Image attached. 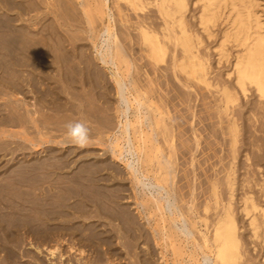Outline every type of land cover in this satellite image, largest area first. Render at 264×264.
<instances>
[{
  "label": "bare ground",
  "instance_id": "obj_1",
  "mask_svg": "<svg viewBox=\"0 0 264 264\" xmlns=\"http://www.w3.org/2000/svg\"><path fill=\"white\" fill-rule=\"evenodd\" d=\"M78 1V6L83 9L82 15L84 13L87 15L86 19H88L87 8H91L104 21V27L96 32L90 28L93 26L87 20L86 23L90 25L88 26L90 31L86 32L89 33L87 35H90L88 41L94 49H97L96 62L104 69L110 66L115 69L114 72H110V80L113 83L114 96H116L113 105L119 118V127L116 128L118 129L116 133L108 137V142H111L113 159L123 163L131 181L133 197L129 200L132 202L107 203L105 199L112 196V193H120L121 190L114 188V192H112L113 187L108 182L109 180L105 176H101L100 171L93 172L81 167L79 170L71 172L76 161H65L61 166L52 164L49 167L47 164L33 162L34 160L31 162L36 164L31 165L29 161V165H31L29 166L28 161L22 160L23 162L19 161L18 163L22 162L23 165L27 163L28 166L17 167V163L15 164L16 169L14 168V171L8 174L9 171L8 177L0 182V197L5 195V192H2L4 189L11 190L10 188L13 186L14 189L16 186L19 189L24 187L26 190L22 188L20 191L27 203L30 200L27 198L29 196L35 203L34 206L29 205L30 208L27 207L28 204H25L31 210V214L26 212L27 210H21V208H26L21 203L19 204L21 205L20 210H16V204L12 205L13 208L6 207L10 210L9 212H4V209L0 208V232L7 237V240L10 241L13 238L19 244L27 240V238L22 240L15 238L18 235L17 232L22 230L24 231L22 235L29 236V241H31L30 235L35 232V234L42 235L44 237L42 238L46 239L48 243L55 242L56 246L54 247L47 246V248L44 244L41 247H34L37 254L47 251V257H49L47 261H56L53 264H65L67 261L66 253H64V249L62 250L64 245L67 246L65 247L69 250V256L74 259L71 261L75 264H92L94 260L99 264L104 261L109 264L119 260L122 257V251L123 257H135L133 250L137 248V240L141 237L146 238L144 237L146 236L144 225L148 230L147 234L151 235L155 248L160 250L159 254L163 264H245L247 250L244 249V237L240 233L241 229H245L251 240L247 245H253L252 250L261 247L264 259V205L252 196L250 182L244 186L247 189L243 193L240 209L237 211L234 207L237 181L235 161L240 143V127L234 110L238 106L240 98L247 100L252 93H255L264 102V16L259 10L261 5L259 0H197L192 4L197 8L196 15L190 17L192 20H189L188 16L191 11L190 0ZM58 2L53 5L46 4L45 0L41 3L37 0H0V11L4 14H0V94L5 91L11 92V94L0 96V101L6 99L8 102H3L4 105L2 102L0 104V108H5L0 110L1 116L4 113L2 118L0 116V125H11L12 123L23 126L31 125L38 135V140H29V146L34 148L44 147L47 144L75 145L58 138L43 140L44 135L40 127L45 125L46 120H43L45 117L42 115L48 113L45 110L50 106H45V103L52 101L53 108L50 110L58 112V108L63 106V99L59 96L60 93L58 94L53 89L52 82L54 80L52 79H50L51 84L48 82L46 84L52 85L54 93L37 88L38 84H43L46 81L38 82L37 77L40 79L42 76L45 77V75L41 76L42 71L43 74L50 73L51 76L57 78L58 80H55L57 83L53 82L56 85L65 82L71 87L74 84L85 87L88 84L96 86L103 82L102 76L99 75L100 72L96 69L97 66L92 64V60L87 55L86 57L85 53L81 54L80 57L83 56V58H80L79 62L77 60L79 58L76 60L72 58L73 61L69 57L70 54H60V51L64 50L62 43H59L60 45L53 43L46 47L48 43H46L47 38L44 39L43 32L45 33L47 30L43 29V24L39 21L44 19H41L43 12L41 16L33 18L34 16L29 10L34 7L38 10L45 11L46 9L60 20L61 16L57 11L60 8ZM45 4L44 9L42 5ZM26 10L32 17L27 16ZM72 16L74 17L73 14ZM68 18L71 16L69 15ZM134 20L135 22H133ZM54 21L56 22L55 19ZM52 23L54 22L52 21ZM68 24L67 26H69ZM53 27L55 26L53 25ZM132 27L134 32L136 31V35L131 34ZM61 28L63 27H60L59 30ZM57 30L55 29V32L59 35ZM61 33L63 35V31ZM127 40L129 44H127ZM210 41L213 43L211 47L207 45ZM67 52L69 51L67 50ZM71 57L74 56L71 55ZM75 61L79 63L77 64ZM143 61L145 63H142ZM212 61H215L217 67L229 65L222 81L213 76ZM65 66L70 68L65 70ZM149 67L154 72L157 68L165 67L164 71L167 75L160 76L166 79V83L169 82V86L178 90L180 96L178 95L177 98L184 97L181 95L182 89L188 91L186 92L187 98L190 97L192 91L198 92L199 96L205 93L207 96L202 95L201 98L209 99L210 102L207 100L206 104L211 110L213 109L214 116L212 117L217 120L215 126L217 130L212 134L215 136L216 133L221 134L222 132L223 139L227 141V143L224 142L228 145L232 162L229 168L223 170L222 182L217 177L209 180L207 191L203 195H208V200L203 205L202 212L195 207L194 200H192L188 212L182 211L174 201V172L172 170L175 165L173 159L176 154V136L173 126L180 127L184 123L176 119V124L172 126L173 122H170L171 113L168 106L161 107L155 101L157 94L154 91L156 90L148 94L141 85L138 74L144 70H146L145 75L147 74L146 76L150 79L149 82L152 81L154 84L153 79L150 78ZM71 68L74 69V72L69 73L67 70ZM38 71H41V73L39 72L40 76H38ZM158 71L156 70V72ZM35 72L38 74H36L37 77ZM25 74H28V77ZM74 74L78 75L80 79L77 80L75 76H72ZM47 76L50 78V75ZM28 93H33L38 97L35 99V105L26 103L25 99ZM48 94H53V96L50 97ZM10 95H13V98ZM14 95L21 99L18 98L17 101L12 102L11 99L16 98ZM105 97L106 92L98 99L105 104L109 102ZM71 98L73 99L74 96L71 95ZM159 98L158 101H160ZM175 98L166 97L164 102L170 105ZM205 100L203 99V102ZM181 101L183 100L181 99ZM83 102L84 100L79 101L80 110L78 109V113L80 121L88 124L92 122V117L89 116L91 112L85 114ZM46 116L48 115L46 114ZM91 116L95 115L91 113ZM206 116L209 117V114ZM92 119L94 120V117ZM97 120L95 119L94 122ZM3 135H7V132H4ZM193 136L196 146L199 147V136L196 133ZM8 137L14 136L8 135ZM159 137L164 139L163 146ZM95 142H91L87 147L105 143L101 138H97ZM164 146L166 154L163 151ZM197 147L195 148L197 149ZM8 165H4L9 167L6 170H13L10 169L11 165ZM150 172L155 174L154 183L148 176ZM41 183H45V186ZM47 185L49 188L46 187ZM36 186L38 188L44 186L47 188V192L45 193L44 190V194L38 195L33 190ZM14 189L13 192L19 190ZM17 193L20 194L19 191ZM138 194H141L140 196L143 198L140 199ZM12 196L8 195V201ZM145 196L150 200H146ZM56 197L77 198L78 209L67 204L59 208L55 203L47 206V200L57 199ZM3 199L5 198H0V204L3 203ZM26 201L23 202L26 203ZM76 209L79 216H72L71 211L76 212ZM146 211L147 213L149 211L148 215H146ZM153 213L160 215L156 225L151 223L150 215ZM187 213L190 218L187 217ZM238 213L245 219L244 227L240 226ZM9 215L16 219L15 222L12 221L17 225L11 227L4 225L9 219ZM146 217L149 221L146 224L142 223L141 228L140 222ZM78 218L85 221L96 219V223L75 222L69 225ZM4 221L6 222L4 223ZM27 221L29 222L27 223ZM50 222H59L54 225L59 227L55 228L56 230L52 229ZM56 236L59 238L54 240ZM168 240L170 243H167ZM178 242L181 244L179 247L176 246ZM30 245L34 246L32 243ZM1 246L4 245L1 244ZM168 247L173 248L172 262L167 257ZM4 248L2 251L7 249ZM153 250L147 254L148 260L150 256L154 257ZM89 255H91L90 259ZM34 256L38 261L37 255L34 254L33 259ZM145 264H151V260L145 261Z\"/></svg>",
  "mask_w": 264,
  "mask_h": 264
},
{
  "label": "rangeland",
  "instance_id": "obj_2",
  "mask_svg": "<svg viewBox=\"0 0 264 264\" xmlns=\"http://www.w3.org/2000/svg\"><path fill=\"white\" fill-rule=\"evenodd\" d=\"M37 1L39 3H41L43 0H37ZM56 1L57 0H45V3L47 2L46 4L56 5L57 2L59 1L58 5H60V8H58L57 11L59 13V16H61L60 20L55 18V16L51 14V11H48L45 9L46 4L42 5V7L44 6L43 8L45 9V11L43 9L38 10L35 7L32 8L31 10H29V11H31L30 13L32 14V16H34L33 18H36L37 16H41L42 12H43V15L41 16V19L46 18L45 20L44 19L39 20L43 24L42 25L43 29L47 30V32L46 31H45V33L43 32V34H45L44 39L47 38L46 43H48V45H46V47L53 45V43L58 44V45H60L62 43L64 46V50H61L60 54H62V55L63 54H66V55L70 54L69 57L71 59L74 58V60H76L77 58H79V59H77L79 62H80V58H83V56L80 57L81 54L83 53L82 55H84V53H85V56L87 55L88 57H90L89 59L92 60V64L97 66L96 69L98 70V72H100L99 75L102 76L103 82L100 85L95 86L93 84H90V85L88 84L85 87L84 86L82 87L80 84H78V85L74 84L71 87V86H68L67 84H65V82H63V83L61 82L59 85H56L54 83L56 82L55 80H58V79L53 77V75L51 76L50 73L43 74L44 72L41 70L42 73H41V71H38V74H39L38 75L35 72L34 74L36 77H37V75L40 76V73H41V76L45 75V77L42 76V79L37 77L38 82H40V81L43 82V80H46L45 83H43L44 85L40 84L41 85L40 86L38 84L37 88L39 90L41 88L42 91H48L49 93L50 92L54 93L53 91L55 90L58 94L60 93L59 96H61L63 99V101H62L63 106L61 105L62 107L58 108V112H53L52 110H50L53 108L51 106L52 101L45 103V106H47V107L49 105L50 106H49V109L45 110V111H48V113L46 112V114L48 116H46V114L45 115L43 114L44 116L42 115V117H45V118H43V120L44 121L46 120L45 125L40 127L42 132H43V135H44L43 140L48 141L50 139H57L58 138L61 141L71 142V140L66 135L68 130L65 126L70 122L80 121V114L78 113L79 112L78 109L80 106L79 101L84 100L83 108H84L85 114L86 113L88 114V112L90 111L95 116H91V113H89L90 114L89 116L92 118L94 117V120L98 119L97 121L94 122V120L91 118L92 122L87 124V126L91 130L90 131V135L92 138L91 142L96 143L95 140H97V138L98 139L101 138V139H103V141L105 143H103L102 145H93L91 147H84V148L78 147L77 145H69V144H66L64 146H57L56 144H47L44 147L34 148L31 145L29 146V144H30L29 140L30 139L34 140V141L38 140V135H37V132L31 127V125L25 124L23 126L21 124H14V123H12V124L10 123L11 125H9V124L0 125V164H1L0 165V182H2L3 179L5 180L8 177L7 173L9 171L10 172L8 174H10L12 171H14V168L16 167L15 166L16 163H17L16 165H18L17 167H20V166L25 165V163H24V165L22 164L23 161H28L27 163L29 165L30 164L29 161L31 162L34 160L33 162H36L38 164L39 163L47 164L49 167H51L52 164H56L57 166H61V164L63 162L73 160V161H76V164L73 165L71 172L79 170L81 167H84V169H87V170L93 171V172H99L100 171L101 176H105L106 179L109 180L108 182L113 187L111 190L112 192H114L113 191L114 188L121 190L120 193H115V194L112 193V196H109L107 199H105V201H107V203H113V202L126 203L128 201L132 202V200H129V198L133 197V191L131 189V185H132L131 181H130L129 177L127 176V173L125 171L123 163L119 160L113 159V155L111 152V146H110L111 142L110 141L108 142V137L111 134L116 133L118 131V129H116V128L119 127V118L116 115L115 107L113 105V103H115V101H116V96H114L113 83L110 80V72H114L115 69L111 66L107 69H104L101 65H99L96 62L95 57L97 54V49L93 48L90 41H88V36H90V35H87V34H89L88 32L90 31L89 30L90 28H93L96 32L100 31V29H102L104 27V21H103L102 17L96 15V13L91 8L90 9L87 8L88 19H86L87 15L85 13H84V15H82L83 9L80 6H78L79 5L78 0H58L57 2ZM196 1L197 0H190V10L191 11H190V14H188L189 18L190 17L192 18V16L196 15V13H197V10H196L197 8L194 5L192 6V4L195 3ZM259 2L261 4L259 7V10L264 16V0H259ZM63 3H65V4H63ZM75 6H76V8H75ZM35 9H36V12H35ZM26 12L28 13V15H27L28 17H32L31 15H29L30 13L27 10H26ZM44 12H45V14H44ZM46 12H48L49 14H47ZM2 13L3 12L0 11V14H2ZM38 13H39V15H37ZM127 13L130 15L129 12H127ZM72 14L74 15V17L76 19L72 16ZM2 15H4V14H2ZM69 15L71 16V18H68ZM44 16H47L48 18L44 17ZM78 16H81V17L79 18ZM77 18H78V20H77ZM191 18L189 20H192ZM54 19L59 24H57L54 21ZM70 19H72V20H70ZM87 20L91 22L93 27H91L90 25H88V23H86ZM52 21L54 23H52ZM74 22H77V23H74ZM133 22H135V20ZM72 23H74L75 25ZM23 24H25V23H23ZM26 24L30 25L29 23H26ZM67 24L69 26H67ZM51 25H52V27H51ZM53 25L55 27H53ZM88 26H90V28ZM58 27L59 28L63 27V28H61V30H59ZM71 28H72V30H71ZM55 29H58L57 33H60L59 35L61 38L59 37L58 34H56ZM60 31L61 32L63 31L64 36L62 35V33ZM67 31H68V33H67ZM86 31H88V32H86ZM131 31H133V32H131ZM131 31H129V32H131V34H133V35L137 34L136 31L134 32L133 27L131 28ZM54 36H55V38L57 37V39H55ZM62 36H63L64 40L62 39ZM65 36H67V38H65ZM53 39H55V40H53ZM49 41H50V43H49ZM61 41H63V42H61ZM127 42H128V40H127ZM127 44H129V42ZM207 45H209L211 47L213 45V43L210 41L207 43ZM127 46H129V45H127ZM74 47H76V48L78 47L77 48L78 51ZM79 47H80V49H79ZM99 47H100V44H99ZM126 48H129V47H126ZM67 50L69 52H71V51H73V52L69 53V52H67ZM75 52L76 53L79 52V54H76ZM71 55H73L74 57H71ZM75 55H78V56L76 57ZM85 56H84V58H85ZM78 61H75V63L78 64L79 63ZM142 63H145V61H143ZM228 67H229V65L217 67V65L215 64V61H212V68L214 69L212 71V72H214L213 76L217 77L219 80L222 81L224 79L223 75H224L225 71L228 69ZM64 68L66 70V69H69L70 67L66 68V66H65ZM149 69H150V71H149L150 78L153 79L154 84L152 83V81H151V83L149 82L150 79L148 78V76H146L147 74L145 75L146 70H144L143 72H139V74H138V78L141 80V85H143L144 89H146L148 94L153 92L154 90H156L154 92L158 96L155 95L157 97L155 101H157L161 107H165V105H166V107L168 106V110L171 113L170 122H173L172 126L174 124H176V122H177L176 119H178L179 121H182L184 123L180 127H177L176 125L173 126V130L175 131V136H176V138H175L176 154H175V157L173 159L175 165H174V169L172 170L174 172L173 173V176H174V184H173L174 187L173 188L175 189L174 201L176 202L177 206L182 211L188 212V208H189L192 200H194L195 207L200 212H202L203 205L208 200V198H207L208 195H205V196H203V195L207 191L209 180L217 177L222 182L223 178H224L223 170L229 168L230 164L232 162V158H231V155L229 152L228 145H226L227 141H225L226 139H223L224 136L222 135V132H221V134L216 133L215 136L212 134V133H214L215 130H217L215 128L217 120L214 119V117H212V116H214L213 109L211 110L209 105L206 104L209 101V99H207L208 100L207 101V100H205V98H203L205 100L203 102V99L201 98L203 94L199 96L198 92H193V91L190 93V97L187 98L186 92H188V91H186L184 89H182V91H181L182 92L181 95H183L184 97L177 98V96L179 95L178 90L169 86V82L166 83V79L165 78L163 79L160 76V75H167L166 72L164 71L165 67L159 68V69L157 68L156 70H159L158 72H156V70L154 72L151 67H149L148 70ZM70 70H67V71L69 73L74 72L73 71L74 69L71 68ZM124 70H125V68H124ZM47 75H50V78ZM25 76L28 77V74H25ZM72 76H75V78H77V80L80 79V77L76 74H74ZM46 77H48L49 80L46 79ZM215 77H213V78H215ZM24 79H25V77H24ZM50 79L54 80L53 81L54 83ZM46 82H48L49 84H51V82H52L54 90L51 88L52 85L46 84ZM48 86H50V87H48ZM107 87H108V89H106ZM48 88H51L52 90L49 89L50 90L49 91ZM105 92H106L105 99H107L109 102L104 104L102 102V100L99 101L98 97H100ZM7 93L11 94V92L5 91V92H2L3 95L0 94V96H5ZM49 95H50V97L53 96V94H48V96ZM71 95L74 96L73 99L71 98ZM10 96H12V98H13V95H10ZM203 96L206 97L207 95L204 93ZM15 97L16 98L11 99L12 102H14L15 100L17 101V99L20 98L18 96H15ZM50 97H48V98L51 99ZM158 97H160L159 98L160 101H158ZM166 97H168V98L169 97H171V98L176 97V98L169 105L167 102H164V98H166ZM36 98H38V97L36 95H34L33 93H31V94L28 93L26 95L25 100H26V103L28 105H33V104L35 105V103H36L35 99ZM181 99L183 101H181ZM5 101H6V99L4 101L1 100L0 104H2L3 102L5 103ZM185 101H187V102H185ZM184 102H185V104H184ZM4 103H3V105H4ZM12 104H14V103H12ZM1 108L5 109L4 107H1ZM1 108H0V110H1ZM37 108H39V107H37ZM70 108L72 109V111H74V113H72V111H69V110H71ZM207 110H209V111H207ZM2 112H4V111L2 110ZM208 114H209V117L211 116L210 118L208 116H206ZM3 115H4V113H3ZM3 115L2 116L0 115L1 118L3 117ZM5 115H6V113H5ZM234 115L238 119V124L240 127V137H239L240 143L238 144L237 159L235 161V171H236L237 181H236V192H235V199H234V207H235V210L238 211V209H240V207L242 205L243 193L247 189L246 187L244 188V186L246 185L247 182H250V185H251L250 191H251L252 196H254V198L256 200H258L259 202H261L264 205V102L262 100H260L255 95V93L250 94L249 98L247 100L244 98H240L238 106L234 110ZM4 132H7V135H3ZM195 133L199 136V139H200L199 140V144H200L199 147H197L196 143H195L196 140L194 139V136H193ZM8 135H12L14 137L11 138V137H8ZM159 140L161 141L162 146H163L164 145L163 137H159ZM195 147H197V149ZM163 151L166 154V147L165 146L163 147ZM185 152H187V153H185ZM183 153H185V154H183ZM12 155L13 156L15 155V157H13ZM25 155H26V157L27 156L28 157L26 158ZM15 158H17V159H15ZM25 158H26V160H24ZM19 161H22V162L18 163ZM33 162H31V165L36 164V163L32 164ZM27 163H26V165H27ZM8 164H10L11 166ZM4 165L10 166V169H13V170L7 171L6 169L7 168L9 169V167H6ZM31 165H29V166H31ZM12 166H13V168H11ZM2 167H4L3 169H5V170H3ZM17 170H18V168H17ZM5 172H6V174H5ZM154 175H155L154 172L148 173V176L150 177L151 182H153V183L155 182ZM2 176H3V178H1ZM41 184L44 185L45 183H41ZM44 186H43V188L42 187L38 188L36 186V188H34L33 190L38 195L42 194V193L44 194V190H45V193L47 192V190H46L47 188H45ZM46 187L49 188L48 185ZM22 188L24 189V187H20V189H19L17 186L15 188L16 190L19 189V190H17V192L19 191L20 194H18L16 191L13 192L14 186L12 188H10L11 190H9V188H7V189H4L2 191V192H5L4 193L5 195L0 197V198L1 199L3 197L5 199L7 198L6 199L7 202L5 199H3L5 201L2 200L3 203L0 204V208H3L4 212H9L10 210H8L6 207L9 206V207L13 208L12 205H14V204H16L15 205V207H17L16 210L17 209L20 210L22 204L24 205V207H26L25 204H28V206H27L28 208H30V206H34L35 201L33 202V198L31 199L30 196L27 198H29L31 201L29 200V202L27 203L26 199L23 197V195L20 191ZM24 190H26V189H24ZM11 192H12V194H11ZM192 194H193V196H192ZM8 195L9 196L13 195L14 197L12 196L11 200L9 198V201H8ZM140 195L141 194H138V197L140 199H142L143 197ZM54 198H55V196H54ZM54 198H50L47 200V203H46L47 206H48V204L55 203L56 207L59 208L60 206L67 204V205H70V207H74V208L78 209L79 202H78L77 198H71V199H66V198L62 199V198H57V197H56L57 199H54ZM144 198L146 200H150V198H148L146 196ZM22 199L24 202L26 201V203H24L22 201ZM225 199H226V197H225ZM8 202L11 204H9ZM30 202H31V204H30ZM0 203H1V200H0ZM20 203H21V205H19ZM27 207L21 208V210H27L26 212L31 214V212H30L31 210H29ZM77 209H76V212L71 211L73 213L72 216H79ZM145 213H146V215H148L149 211H148V213H147V211ZM187 215H188L187 217L190 218L189 213H187ZM237 217H238V220L240 222V226L244 227L245 226V219L243 218V216L240 213H238ZM8 218L10 219L11 216ZM9 219L7 220V222L4 221V223L6 222L5 224L3 223L5 226L7 225L8 227H11V226L17 225L15 223H13V221L15 222L16 219H13V218H11V220H9ZM150 219L152 220L151 223L153 225H156V223L159 222L160 215L158 213H153V215H150ZM9 221H11V222H9ZM148 221H149V219L147 217L144 218V220L142 222H140L141 228H142V223L146 224V223H148ZM28 222L29 221H27V223ZM75 222L76 223L93 224V223H96V219H91L90 221H85L82 218H78V219H75L69 225H72ZM57 224H59V222H52V223L50 222V226L54 230H56L55 228L59 227V226H54ZM21 225H24V223H21ZM143 228L146 230V233H145L146 236H144V237H146L145 238L146 241H149V242H146L143 237H141V238H139V240H137V242H138L136 244L137 248L133 250V253H134L133 256H135L136 258L135 257L131 258L129 256L123 257V251H122V253H121L122 257L119 260H117L113 263H109V264H145V261H150V260H151V264H163L164 263L161 260V255L159 254V251H160L159 248H155L154 242H153V240H151L152 238L150 237L151 235L147 234L148 230L144 225H143ZM17 233H18V235H16L17 237H15V238H20L21 240L27 238V240H24L22 243L19 244V242L17 243L16 241L13 240V238L10 241L7 240L6 239L7 237L4 236L2 232H0V264H38L39 262L42 264H50V263L53 264L56 262V261H54V262L47 261L49 258V257H47V254H48L47 251H44L45 253H43V254H37L35 252V248H34L35 246L41 247V246H43V244L46 247L47 246L54 247V246H56L55 242L48 243L46 241V239L45 240L43 239L44 237L42 235L35 234V232H32L33 234L30 235L31 241H29V236L26 237L25 235H22V234H24L23 230L19 231ZM240 233L244 237V241H243L244 249L247 250V252L245 254V262L244 263L245 264H264L263 251L261 250V247H256V250H252L253 245H250V244L247 245L251 241L249 236H248L247 230L241 229ZM147 237L149 240L147 239ZM55 238L56 239H54V240H57L59 237L56 236ZM131 242H133V241H131ZM30 243H32L34 246H31ZM167 243H170V241L168 240ZM1 244L4 245L5 248H7V249H5L4 246H1ZM179 245H181V244H179V242L176 243L177 247H179ZM65 246L66 245H64V247L62 248V250L64 249V253H66V256H67V261H65V264H75V262H72V261H74L73 257L71 256L72 257L71 258L69 256V250H68V248H66L67 246L66 247ZM2 248H4L5 250L2 251ZM169 248L170 247H168L169 252H168L167 257L172 262V260H173V248L172 247L170 249ZM151 250H153V252L155 254H154L153 258H151V256H150V259L148 260L149 257L147 256V254L152 252ZM6 252H9V253H6ZM34 254H36L37 257L39 258L38 261L36 260L35 256L33 259ZM88 258L90 259L91 255H89ZM105 258H106V256L104 257V259ZM57 261H59V260H57ZM92 264H99V262L98 261L95 262V260H94V261H92ZM102 264H108V262L104 261V263H102Z\"/></svg>",
  "mask_w": 264,
  "mask_h": 264
},
{
  "label": "clouds",
  "instance_id": "obj_3",
  "mask_svg": "<svg viewBox=\"0 0 264 264\" xmlns=\"http://www.w3.org/2000/svg\"><path fill=\"white\" fill-rule=\"evenodd\" d=\"M67 137L78 147L84 148L91 143L90 128L84 121L70 122L66 126Z\"/></svg>",
  "mask_w": 264,
  "mask_h": 264
}]
</instances>
